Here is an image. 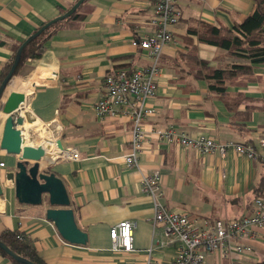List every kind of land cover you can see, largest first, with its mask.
<instances>
[{
    "label": "crops",
    "instance_id": "0c3cea01",
    "mask_svg": "<svg viewBox=\"0 0 264 264\" xmlns=\"http://www.w3.org/2000/svg\"><path fill=\"white\" fill-rule=\"evenodd\" d=\"M75 1L0 0V77L13 54L12 45L23 42ZM154 2L88 0L84 4L86 19L58 30L46 41L42 56L28 60L30 70L17 72L5 94L20 91L26 95L21 114L35 121L25 122L24 134L29 142L48 150L50 171L64 181L76 221L88 234L86 245L70 243L46 219L48 204L19 203L14 185L4 182V173L14 168L18 157L2 149L6 167L0 169L4 188L0 233L17 229L31 237L46 264H147L151 257L170 263L176 247L167 242L161 226H154L153 201L143 191L144 177L154 170L162 174L163 200L170 209L200 218L240 217L252 212L256 188L264 181L261 158L250 159L234 150L225 157L219 152L202 154L160 140L151 131L175 125L191 136L258 143L264 134V63L252 64L251 75L227 81V94L218 96L205 77L204 62L225 68L246 60L205 42L200 35L207 24L232 27L241 22L254 10L255 0H179L182 17L171 26L174 38L161 56L157 92L148 100L156 111L145 121L149 136L137 166L129 167L125 160L131 150V120L123 115L100 118L94 111L104 93L107 72L148 62L133 40L153 32L149 20ZM35 80L40 84L32 91ZM258 105L262 108L255 107ZM5 117L0 111V138ZM52 147L54 154L76 148L81 159L52 160ZM124 220L136 222L132 252L111 249L110 230ZM257 239L251 254L222 257L208 253L204 264H256L264 259V229ZM0 264L13 262L0 253Z\"/></svg>",
    "mask_w": 264,
    "mask_h": 264
},
{
    "label": "built area",
    "instance_id": "2783aa9c",
    "mask_svg": "<svg viewBox=\"0 0 264 264\" xmlns=\"http://www.w3.org/2000/svg\"><path fill=\"white\" fill-rule=\"evenodd\" d=\"M181 17L179 0H155L154 13L149 20L153 32L133 40V44L144 51L148 62L134 68H116L107 72L104 93L94 105V111L100 118L123 115L131 120V150L125 155L129 167L138 165V154L149 136L145 121L156 110L148 104V100L157 92L163 50L174 38L171 26L178 23ZM151 133L167 143L192 147L202 154L219 152L225 157L229 150H234L250 159L259 157L264 162V134L258 143H240L220 141L205 134L191 136L175 125L154 127ZM1 154L0 148V169L6 167ZM51 156L52 160L81 159L76 148L61 149ZM142 185L144 193L153 201L154 226H161L167 242L174 243L176 247L175 257L168 264H204L208 253H220L225 257L231 253L248 255L254 252V241L258 240L259 231L264 229V192L254 198L250 214L231 218H200L167 207L163 200L162 174L159 170L147 174ZM135 228L136 222L132 220L114 225L110 230L111 249L134 251ZM147 264L164 263L151 257Z\"/></svg>",
    "mask_w": 264,
    "mask_h": 264
},
{
    "label": "water",
    "instance_id": "95a60500",
    "mask_svg": "<svg viewBox=\"0 0 264 264\" xmlns=\"http://www.w3.org/2000/svg\"><path fill=\"white\" fill-rule=\"evenodd\" d=\"M86 0H78L70 9L53 19H50L35 33L25 39L17 53L15 60L4 77L0 85L1 112L6 114L2 135L0 138V148L9 154L18 157V161L12 170L4 173V182L13 184L15 195L19 203L28 205L48 204L45 211L46 219L53 222L59 234L66 241L73 244L86 245L88 234L82 230L75 217V211L71 207V201L64 181L54 171H50V161L47 151L42 145L29 142L24 134L23 126L26 121L32 123L34 118L27 114H20L25 102L26 95L20 91H11L5 95L7 88L16 74L23 49L39 34L53 23L70 16ZM52 78L56 73L48 71ZM40 82L35 80L32 83V91ZM60 146L61 143L58 142ZM46 167H43V166ZM4 194L2 180L0 179V196ZM0 248L5 250L10 256L22 264H38L26 257L14 252L6 243L0 239Z\"/></svg>",
    "mask_w": 264,
    "mask_h": 264
},
{
    "label": "trees",
    "instance_id": "16d2710c",
    "mask_svg": "<svg viewBox=\"0 0 264 264\" xmlns=\"http://www.w3.org/2000/svg\"><path fill=\"white\" fill-rule=\"evenodd\" d=\"M77 1L78 0H76L75 3ZM87 1L88 0L83 2L76 12L70 16L50 25L23 49L16 74L19 71L26 74V72L30 70L31 67L28 66V60L39 59L45 49L46 41L58 30L76 26L86 19L87 11L84 10V4ZM66 11L67 10H62L61 12L65 13ZM39 28H37L34 33ZM200 35L205 42L225 48L231 56L246 60V62L240 63L233 62L225 68L211 67L207 61L204 62L206 68L205 77L209 81L211 91L218 96H223L227 94V81L241 74L251 75L252 64L264 63V0H255L254 10L244 20L235 23L232 27L207 24L202 27ZM21 43L22 42H18L12 45L13 54L3 69L0 77V85L10 70ZM235 100H240V98H236ZM230 102L232 103V101ZM255 107L262 108V105ZM263 189L264 181L259 183L256 188L255 197L260 195ZM0 239L17 254L38 264H46L38 253L33 239L19 230L6 229L0 233ZM0 253L10 258L13 264H22L2 248H0ZM256 264H264V259L258 261Z\"/></svg>",
    "mask_w": 264,
    "mask_h": 264
},
{
    "label": "bare ground",
    "instance_id": "6f19581e",
    "mask_svg": "<svg viewBox=\"0 0 264 264\" xmlns=\"http://www.w3.org/2000/svg\"><path fill=\"white\" fill-rule=\"evenodd\" d=\"M19 113L21 114V110L19 111ZM5 115H6V114H5ZM53 148H54V147L50 148V151H49V153L54 155V151H53V150H51V149H53ZM46 151H47V153H48V150H46Z\"/></svg>",
    "mask_w": 264,
    "mask_h": 264
},
{
    "label": "rangeland",
    "instance_id": "374dc122",
    "mask_svg": "<svg viewBox=\"0 0 264 264\" xmlns=\"http://www.w3.org/2000/svg\"><path fill=\"white\" fill-rule=\"evenodd\" d=\"M34 67L36 66V64H34L33 65ZM36 69V67L34 68V70ZM10 88H11V86H10V84H9V86H8V88H7V90L9 91L10 90Z\"/></svg>",
    "mask_w": 264,
    "mask_h": 264
}]
</instances>
